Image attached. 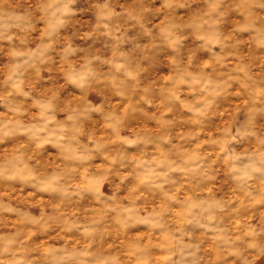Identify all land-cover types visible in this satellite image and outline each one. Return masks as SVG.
Listing matches in <instances>:
<instances>
[{"label": "clouds", "instance_id": "obj_1", "mask_svg": "<svg viewBox=\"0 0 264 264\" xmlns=\"http://www.w3.org/2000/svg\"><path fill=\"white\" fill-rule=\"evenodd\" d=\"M0 264H264V0H0Z\"/></svg>", "mask_w": 264, "mask_h": 264}]
</instances>
